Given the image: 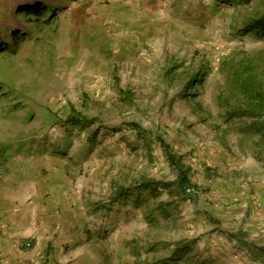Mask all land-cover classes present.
Wrapping results in <instances>:
<instances>
[{"label":"rangeland","instance_id":"obj_1","mask_svg":"<svg viewBox=\"0 0 264 264\" xmlns=\"http://www.w3.org/2000/svg\"><path fill=\"white\" fill-rule=\"evenodd\" d=\"M263 14L264 0H0L3 204L18 219L34 206L46 250L84 249V264H264V231L215 195L264 179L250 112L264 35L245 31ZM70 105L93 122L65 128Z\"/></svg>","mask_w":264,"mask_h":264},{"label":"crops","instance_id":"obj_2","mask_svg":"<svg viewBox=\"0 0 264 264\" xmlns=\"http://www.w3.org/2000/svg\"><path fill=\"white\" fill-rule=\"evenodd\" d=\"M231 183L232 184L229 185L231 190H226L223 188L224 185L221 181L217 182L216 199L223 200L224 202H232L234 206V208H230L232 210L235 208L239 209L237 204H239L238 201H241L243 207L240 209L242 210L240 216H243L245 219L243 229L246 231L254 230L255 234H252V236L255 235L260 237L259 234L264 231V229L261 228L262 225H264L262 222L264 218L263 177L260 179V183H252L248 188L243 189V197L245 198L235 193L237 190L235 187L236 183L233 181ZM8 189L5 188L4 191L0 189V264H84V249L76 250L73 248L71 250L70 248L67 252L58 251L52 253V249L48 248L47 251L44 247L43 237L34 231V227H36L37 223L35 216L37 209H34V206L27 205L28 210L26 212V217H20L18 219V217L14 215L16 208L10 210V206H8L7 203L3 204L1 201L2 196L7 193ZM10 190L14 191V189ZM56 191L59 192L60 190ZM248 192H251V194H248ZM57 195L58 196H55V198H58L60 201V198L69 194L64 192L63 194ZM29 197H26L25 202ZM68 200H70V198L66 199V201ZM62 202L66 204L64 201ZM241 203L239 205H241ZM220 210L222 209L218 207L217 212L219 213ZM234 224L239 227V223L237 224L236 221H232L230 224H227V226L233 229L235 227ZM243 240L247 241V238H243ZM252 241L253 240H248L247 245H251ZM255 247L258 248L260 246L255 245Z\"/></svg>","mask_w":264,"mask_h":264},{"label":"trees","instance_id":"obj_3","mask_svg":"<svg viewBox=\"0 0 264 264\" xmlns=\"http://www.w3.org/2000/svg\"><path fill=\"white\" fill-rule=\"evenodd\" d=\"M22 11L24 12H29L30 13V9L27 7H21ZM38 15L43 13V11H37ZM245 31H254L256 33L262 34L264 35V14L259 16V17H254L252 19H250L246 25H245ZM16 38H24L23 36H19ZM201 74V73H200ZM198 75L196 78L193 79L194 83L192 86H195L197 83L201 82L203 80V77H201L202 75ZM6 88V87H5ZM258 94L260 98V102L262 104V107H260L261 109H252L251 114L253 117L256 118V121L252 123V127H254L257 131L261 130L263 131L264 129V124L260 125V121H264L262 115H264V94L259 92ZM244 111H242L241 113H238L237 111H233L230 113V115L233 116H240L243 117L244 116ZM50 115H53V112L50 111ZM54 116V115H53ZM62 122V124H64L65 128H69V127H77V126H81L84 127L85 125H88L90 123H92L93 121L88 119V116L84 115V113L77 109L74 105H70V109L69 112L67 114V116L64 119L60 120ZM134 126L136 125V127H138L137 124L135 123H131ZM3 152V151H2ZM1 149H0V157L2 155ZM172 162L173 165L177 168L178 170V177L176 180V184L178 186L179 191L183 194V195H189V193H191L192 191L195 190V188L197 187V185L192 181L190 175H189V171L184 169L183 167H181V165L179 164V161L175 160L172 158ZM163 185V187H167L168 184L164 183V182H146L143 181L141 182L136 189H147V190H152L154 191L155 189V185ZM130 190V189H129ZM128 190L125 188H120L116 190V194H115V198L116 199H120V198H124L127 194Z\"/></svg>","mask_w":264,"mask_h":264},{"label":"built area","instance_id":"obj_4","mask_svg":"<svg viewBox=\"0 0 264 264\" xmlns=\"http://www.w3.org/2000/svg\"><path fill=\"white\" fill-rule=\"evenodd\" d=\"M15 211H19V208H16Z\"/></svg>","mask_w":264,"mask_h":264}]
</instances>
